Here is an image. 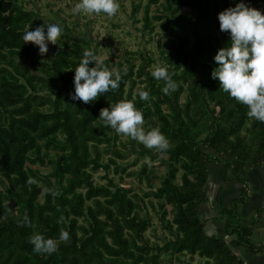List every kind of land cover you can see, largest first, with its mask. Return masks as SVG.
Returning a JSON list of instances; mask_svg holds the SVG:
<instances>
[{"label": "trees", "instance_id": "obj_1", "mask_svg": "<svg viewBox=\"0 0 264 264\" xmlns=\"http://www.w3.org/2000/svg\"><path fill=\"white\" fill-rule=\"evenodd\" d=\"M23 1L0 0V264H248L225 239L207 233L201 216L213 162L235 176L264 164V122L249 117L248 106L212 77L214 56L230 41L218 14L239 0H148L142 38L160 22L169 36L161 62L142 49L138 67L133 57L127 65L104 59L121 73L120 86L89 103L72 99L74 67L85 49L98 55V48L65 26L64 40L49 43L42 56L22 36L51 21ZM263 3L253 7L264 10ZM156 64L167 67L178 85L168 94L162 91L166 82L152 75ZM141 89L150 91L148 100L140 99ZM122 99L143 112L146 129L160 128L170 143L166 151L130 136L124 141L104 125L101 108ZM131 154L138 158L126 162ZM146 157L166 165L155 190L159 175L147 162L128 172ZM46 167L48 172L41 169ZM125 174L146 179L151 191L126 188ZM151 196L171 235L163 245L146 236L152 225L146 199L156 209ZM223 214L227 234L236 235L239 246L264 253L253 223L244 224L235 209ZM61 229L69 241L59 240ZM34 233L56 239L57 250L35 252Z\"/></svg>", "mask_w": 264, "mask_h": 264}, {"label": "clouds", "instance_id": "obj_2", "mask_svg": "<svg viewBox=\"0 0 264 264\" xmlns=\"http://www.w3.org/2000/svg\"><path fill=\"white\" fill-rule=\"evenodd\" d=\"M120 8L118 0H76L73 11L76 13H106L115 16ZM221 31L227 32L230 41L215 54L217 66L212 77L218 79L220 88L237 101L248 106L247 115L264 122V10L249 6L245 0H239L235 6H229L218 14ZM63 31L59 23H43L33 28L30 26L23 33L24 44L34 42L39 46V53L47 54L49 43H56ZM90 62H95L90 66ZM74 92L72 99L84 103L94 102L101 95L120 86L122 79L119 71L110 70L104 59L91 49H85L80 63L74 67ZM152 75L157 80L166 82L163 93L177 88L173 74L162 65L155 66ZM141 100H148L150 91H139ZM99 118L105 126H110L117 133H122L143 143L146 147L160 152L170 147L169 140L159 127H144L145 117L133 101L122 99L111 102L110 106L100 110ZM33 181L29 180V183ZM27 220V218H25ZM70 233L61 229L59 240L69 241ZM30 242L37 253L51 254L57 250V240L34 233Z\"/></svg>", "mask_w": 264, "mask_h": 264}, {"label": "rangeland", "instance_id": "obj_3", "mask_svg": "<svg viewBox=\"0 0 264 264\" xmlns=\"http://www.w3.org/2000/svg\"><path fill=\"white\" fill-rule=\"evenodd\" d=\"M263 0H255L253 4L262 3ZM75 0H24L23 3L29 9H34L41 13V17L45 20L59 23L64 29L65 26L74 30V36H78L79 33H85L87 37L93 41V46L98 48V55L103 59H111L113 62H123L127 65V57H133V61L136 66L140 65L141 57L138 54V49H142L145 52L150 50L154 53V56L161 62L162 54L161 48L165 45L168 46L169 36L163 31L160 22H156V31L153 34L146 33L142 38L141 28L143 26V14L144 8L148 0H118L120 8L115 16H109L106 13H76L73 11ZM264 4V3H263ZM140 5V9L135 13L134 7ZM155 5H152L151 12L154 13ZM53 20V21H52ZM115 23L116 25H114ZM66 31V30H65ZM59 37H62L61 35ZM64 40V38L62 37ZM160 48V50H159ZM134 53V54H133ZM158 65V64H156ZM122 134V133H121ZM122 139L126 141L128 135L122 134ZM166 158L167 155H162ZM138 156L131 154L126 162L134 161ZM154 161V162H153ZM161 160H152L150 157L142 158L136 165H132L128 172L133 170L137 171L141 168L144 162H147L149 168L153 167L159 178L154 181L153 190L160 185V175L165 174L166 165L160 162ZM44 172L49 171V167L41 168ZM100 174H103L101 172ZM97 180L99 175L96 174ZM125 187L133 188L139 194H143V191H151L148 186L147 180L143 182L139 181V178L134 175L127 176L125 174ZM153 198L156 209H154L149 200L147 202V210L152 219V225L146 232L147 238L151 242H158L164 244L166 240H169L171 235L165 227L164 221L160 218L161 209L156 204L154 196ZM171 206L169 207L170 210ZM167 218H173V213L170 212ZM231 239L232 238H228ZM230 240V241H231ZM236 240V239H235ZM240 256L239 251H236ZM199 259V257H196ZM175 264L176 260L174 259Z\"/></svg>", "mask_w": 264, "mask_h": 264}, {"label": "crops", "instance_id": "obj_4", "mask_svg": "<svg viewBox=\"0 0 264 264\" xmlns=\"http://www.w3.org/2000/svg\"><path fill=\"white\" fill-rule=\"evenodd\" d=\"M206 193L208 201L202 205L201 216L207 233L225 239L246 263L264 264V253L247 252L237 244L236 235L227 234V217L223 214L225 209L237 210L244 224L253 223L254 241L264 245V164L235 176L215 161L210 167Z\"/></svg>", "mask_w": 264, "mask_h": 264}]
</instances>
